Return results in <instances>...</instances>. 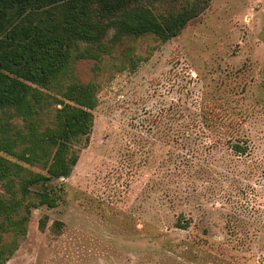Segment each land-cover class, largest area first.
<instances>
[{"label": "rangeland", "instance_id": "obj_1", "mask_svg": "<svg viewBox=\"0 0 264 264\" xmlns=\"http://www.w3.org/2000/svg\"><path fill=\"white\" fill-rule=\"evenodd\" d=\"M75 77L99 86L89 142L7 264H264V0H213L178 36L128 39Z\"/></svg>", "mask_w": 264, "mask_h": 264}, {"label": "trees", "instance_id": "obj_2", "mask_svg": "<svg viewBox=\"0 0 264 264\" xmlns=\"http://www.w3.org/2000/svg\"><path fill=\"white\" fill-rule=\"evenodd\" d=\"M212 1L0 0V185L7 190L0 191V264H7L27 235L32 208L59 204L63 189L50 183L72 175L89 142L99 86L76 79V62L102 60L128 39L154 36L166 42ZM122 57L132 70L143 61L132 47ZM56 98L62 105L56 126L40 127L42 112ZM11 113L23 127L13 128L6 118ZM235 150L247 148L237 144ZM20 161L42 164L45 171ZM32 193L40 201L27 203V214L20 216L23 199Z\"/></svg>", "mask_w": 264, "mask_h": 264}]
</instances>
